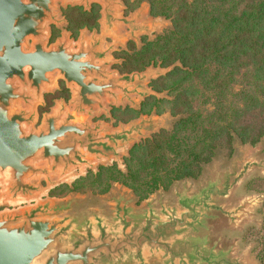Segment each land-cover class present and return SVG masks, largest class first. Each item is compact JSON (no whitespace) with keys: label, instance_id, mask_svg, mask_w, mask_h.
Segmentation results:
<instances>
[{"label":"water","instance_id":"95a60500","mask_svg":"<svg viewBox=\"0 0 264 264\" xmlns=\"http://www.w3.org/2000/svg\"><path fill=\"white\" fill-rule=\"evenodd\" d=\"M76 1L87 6L92 0ZM98 1L104 4L107 28L125 20L115 9L119 0ZM54 9L55 0H0L1 199H34L44 188L30 179L66 176L73 168L117 156L123 146L131 144V149L147 125L144 119L108 131L91 124L88 116L103 108L108 97L144 98L148 92L143 91V82L170 70L164 68L156 76L149 67L114 75L108 72L112 61L108 50L101 48L102 39L97 37L82 36L74 50L63 33L47 46L48 24L58 16ZM133 20L127 21L132 31L146 30ZM53 73L67 85L76 84L71 108L60 103L33 128L34 103L52 86ZM239 179L227 173L194 193L176 190L170 205L150 199L137 208L121 193L108 200L107 214L93 211L81 220L70 215L72 201L41 199L0 211V264H242L232 258L233 248L220 245L211 231L221 217H238L220 201Z\"/></svg>","mask_w":264,"mask_h":264},{"label":"trees","instance_id":"16d2710c","mask_svg":"<svg viewBox=\"0 0 264 264\" xmlns=\"http://www.w3.org/2000/svg\"><path fill=\"white\" fill-rule=\"evenodd\" d=\"M150 8L170 26L125 53L120 69L170 67L150 81L168 98L151 95L140 109L125 111L158 114L168 105L171 125L135 143L124 169L100 166L76 181L77 189L89 183L102 193L121 183L143 199L175 181L196 179L216 149L232 154L236 136L253 144L264 136V0H150Z\"/></svg>","mask_w":264,"mask_h":264},{"label":"rangeland","instance_id":"374dc122","mask_svg":"<svg viewBox=\"0 0 264 264\" xmlns=\"http://www.w3.org/2000/svg\"><path fill=\"white\" fill-rule=\"evenodd\" d=\"M133 0H130V2ZM122 7L120 15H125V7L123 0H119ZM128 5V4H127ZM85 7V3L71 0H55V11L57 21L50 22L48 24L49 37L47 46L57 42V40L63 38L62 33L68 32L71 35L69 42L73 47L78 46L79 34L82 30L91 33H102V28H91L89 26L84 27L81 31L79 27L89 23L92 25L94 22V15H84L82 10L78 7ZM101 7V5H99ZM144 14L143 18L139 19V23L146 27L145 32H136L134 35L130 34L129 29L126 26H121L118 30V36H108L106 46H113V52L119 48H124L126 42L130 39L140 45L142 36L147 35L150 38H154L157 33L161 32L164 28L169 26V21L162 18H152L149 15V8L146 2H142L136 10L129 13L128 17H135ZM102 15V14H101ZM75 36V37H74ZM29 45L31 41L28 42ZM111 64L117 62L112 53ZM109 72L114 75H119V72L109 67ZM150 71V69H149ZM152 71L160 73L162 70L153 68ZM53 84L47 86L42 91V96L39 101L34 103L33 110H35V122L33 128H37L45 114L54 113L60 103H63L66 107L71 108L70 100L73 94V87L65 85L63 79L57 76L56 73L51 75ZM155 78V77H154ZM157 78V77H156ZM155 78V79H156ZM151 79H147L143 82V91L148 94H153L155 97H166V92H156L151 88ZM65 87V88H64ZM69 89V91L67 90ZM143 97L138 94H133L129 98H125L122 94H118V97H108L104 100L103 108H96V111L88 116L91 124H99L105 127L106 130H112L123 125L132 124L135 121L140 122L144 119L147 125L144 128L143 134L137 136L136 141L144 140L151 137L153 134L158 133L161 129H167L170 127L173 120L172 114L165 108L161 114L153 113L151 115H140L132 120H128L133 116L131 112H117V117L112 115V107H124L130 106L131 109H140V102ZM198 106L203 107L198 102ZM21 108L29 109L27 106L21 104ZM208 108V107H207ZM152 122V124L150 123ZM131 144L123 146L118 150L117 156H111L109 160L100 159L95 160L92 165H85L83 168L76 167L66 176L53 175L49 179L45 176H38L30 179L32 185H41L44 190L35 196L34 203L37 200H49L55 203L72 201L74 204L71 207L70 215L82 219L88 216L91 212H97L102 214L108 213V200L111 196H116L123 193V195L133 201L134 207H140L150 199H154L155 202L162 200L165 203H175V191L184 190L185 188L194 193L201 187L205 186L213 180L216 176L223 178L227 173L231 176H240L239 182L235 185V188L229 192V195L224 198V201H220L228 211L238 214L234 219L228 220L221 217L214 225L212 224V235L218 236L220 239V245L223 247H232V258L237 259L242 264H264V260H260L262 253V247L264 244V136L253 144L250 142H242L241 138L235 137L232 143V154L229 155L224 148H218L215 151V157L209 165L204 166L201 174L196 179H187L185 182L178 181L175 186H170L168 189L160 188L150 193L146 198L140 199L136 196L130 187L123 186L121 183L113 185L109 191L100 192L99 189L92 190L89 183H79L80 188L75 187V182L79 179L85 178L89 174H93L98 170L100 166H110L117 164L120 169H124L125 156H127V150ZM0 186L3 183L0 182ZM27 200L14 201L12 199L0 198V211L19 209L23 206H29ZM240 211V212H239Z\"/></svg>","mask_w":264,"mask_h":264},{"label":"flooded vegetation","instance_id":"af4514ba","mask_svg":"<svg viewBox=\"0 0 264 264\" xmlns=\"http://www.w3.org/2000/svg\"><path fill=\"white\" fill-rule=\"evenodd\" d=\"M123 2H124V9H125V15L124 14H122V15H120V11H119V9L121 10V7H122V3L118 6V5H115V9H117L118 10V12H119V18H121V19H125V20H117V21H115L113 24H112V26H114L112 29H109V28H107V26H106V24H105V20H104V16H105V14H104V4L102 3V2H100V1H98V0H92V1H90V3L87 5V6H85V7H78V8H80V10H82V12H83V14L84 15H87V16H93L94 15V22H93V24L92 25H89V23H86V24H84L82 27H79V30L81 31L84 27H87V26H89V27H91V28H102V33H91V34H88V32L87 31H85V30H82L81 32H80V36H79V39L80 38H82V36L83 37H86L87 39H91V38H93V37H97V38H101L102 39V43H101V48L103 49V50H105V51H107L108 50V55L110 56V59H112L111 58V56H112V53H113V56H114V58L117 60V62H115V63H113V64H110L109 65V67H112V68H114V69H116L118 72H119V75H124V74H132L133 72H141V71H144V70H146V69H148L149 67H153V68H155V69H157V68H159V69H164V67H162V66H147V67H145L144 69H141V70H133V71H130V70H124V69H120V66L121 65H123V63H124V61L126 60L125 59V53H130V54H132V52L133 51H135V50H137L142 44H143V42L144 41H148V40H150V39H154V38H157V35H159V34H161L166 28H168L169 26H170V20L169 19H167V18H165V17H162V16H156L155 17V15H152L151 14V8H150V0H133V1H131L130 2V0H123ZM142 2H146V4H147V7L149 8V15H150V17H152V18H162V19H165V20H168L169 21V26L168 27H166V28H164L161 32H159V33H157V35H155V37L154 38H150L149 36H147V35H144V36H142V38H141V41H140V45H136V43L133 41V39L131 40H129V41H127L126 42V46L124 47V48H119V49H117L116 51H114L113 52V46L111 47V46H109V45H107L106 46V42H107V40H108V36H112V37H115V36H113V35H119L118 34V30H119V28L121 27V26H126L128 29H129V31H130V34H135L136 32H145L146 30L145 29H137V30H135V31H132L131 29H130V27H129V24H128V22L127 21H130V17H128V15H129V13L130 12H132L133 10H136V8H138L139 7V5L142 3ZM128 4V5H127ZM99 5H101V7H99ZM118 7H119V9H118ZM102 14V15H101ZM145 15L144 14H140L139 16L137 15V16H135L134 18H135V20H133V22H135V24L136 25H140V26H144L143 24H141V23H139V19L140 18H143ZM131 18H133V17H131ZM132 21V20H131ZM130 21V22H131ZM111 26V25H110ZM63 33H66L67 35H68V38L70 39L71 38V35L68 33V32H63ZM63 33H62V35H63ZM63 37H64V35H63ZM75 37V36H74ZM77 47L78 46H75V47H73L72 46V49H77ZM97 63H102V60H97ZM108 67V72H109V68ZM159 77V76H158ZM157 77V78H158ZM156 78V79H157ZM153 79H155V78H152L151 80H153ZM155 79V80H156ZM63 81H64V83H65V85H67L66 84V81L63 79ZM150 83V82H149ZM67 86H72V87H76V84H74V83H71L70 85H67ZM150 86H151V83H150ZM65 88V87H64ZM151 88H152V86H151ZM153 89V88H152ZM67 90V89H66ZM154 90V89H153ZM67 91H69V89L67 90ZM155 92H156V90H154ZM163 92H166V91H163ZM157 93V92H156ZM155 96V95H153V94H148L147 96H145L143 99H142V101L145 99V98H147L148 96ZM72 96H73V94L71 95V99H72ZM166 97L168 98V96H167V92H166ZM141 101V102H142ZM140 102V103H141ZM104 104V103H103ZM164 106H165V108H168V105H162L160 108H161V111H159L158 112V114H161V113H163L164 112V110H165V108H164ZM127 108H130V106H124V107H115V106H113L111 109H112V116L113 117H117V112H121V111H125V109H127ZM19 110H20V105H19ZM168 111H170V108H168ZM125 112H127V111H125ZM171 112V111H170ZM153 113H156V111L154 112H152V113H150V114H148V113H141V114H139V115H136V116H134V114H133V116L132 117H130L128 120H132L133 118H136V117H138V116H140V115H143V114H146V115H151V114H153ZM157 114V113H156ZM157 114V115H158ZM118 119H120L119 117H117ZM12 200H14V201H21V200H27V202H29V203H31V204H29V205H33V204H35L34 203V201L35 200H31V199H12Z\"/></svg>","mask_w":264,"mask_h":264}]
</instances>
